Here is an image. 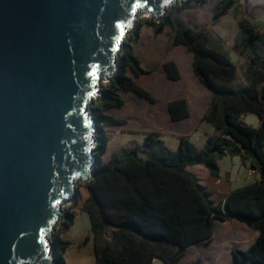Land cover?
<instances>
[{
	"label": "trees",
	"instance_id": "16d2710c",
	"mask_svg": "<svg viewBox=\"0 0 264 264\" xmlns=\"http://www.w3.org/2000/svg\"><path fill=\"white\" fill-rule=\"evenodd\" d=\"M208 1L182 0L160 22L146 17L133 25L123 41L116 78L101 86L92 100L97 126L95 162L93 177L84 184L88 197L82 209L91 217L97 264H152L154 257L162 258L164 264H174L190 245L211 241L214 220L231 217L260 230L247 249H232L231 264H264V34L248 19L238 21L240 36L234 47L250 59L239 82L237 64L228 52L213 44L206 30L185 26L172 17L174 11L182 12L191 3ZM235 2L221 0L213 10L212 20L216 22L227 14ZM144 26L157 34L170 27L171 43L183 44L193 54L195 75L213 93L202 120L212 123L217 133L208 136L200 150L184 137L178 149L171 150L161 139V132L152 130L141 145L122 148L104 160L110 140L106 128L127 123L126 118L108 113L125 105L122 92H134L154 101L152 93L129 74L132 71L142 76L151 72L141 65L134 50ZM164 68L170 79L181 78L174 61L165 62ZM169 110L173 120L190 115L183 97L170 101ZM248 113L258 116V127L243 120ZM227 155L249 160L261 179L232 190L223 204L215 205L187 167L203 165L212 176H218V160ZM78 193L77 187L76 196ZM75 218V211H66L55 227L51 243L56 264H67L64 255L70 241L63 234ZM107 227L113 228L111 240L105 239ZM192 264L202 262L197 259Z\"/></svg>",
	"mask_w": 264,
	"mask_h": 264
},
{
	"label": "water",
	"instance_id": "95a60500",
	"mask_svg": "<svg viewBox=\"0 0 264 264\" xmlns=\"http://www.w3.org/2000/svg\"><path fill=\"white\" fill-rule=\"evenodd\" d=\"M179 1L0 0V264H56L61 207L93 177L98 82L137 16Z\"/></svg>",
	"mask_w": 264,
	"mask_h": 264
},
{
	"label": "crops",
	"instance_id": "0c3cea01",
	"mask_svg": "<svg viewBox=\"0 0 264 264\" xmlns=\"http://www.w3.org/2000/svg\"><path fill=\"white\" fill-rule=\"evenodd\" d=\"M261 33L264 34V28L261 30ZM175 47L179 48L178 51H186V56L184 57L186 58V62L183 56L179 58L174 56L168 58L165 62L174 61L181 74V78L178 80L170 79L167 76V72L164 68V62L163 68L166 79L168 81H172L173 83H182L185 86L183 91L187 92L188 94L183 93L176 95V89H174V86L170 87L168 83L165 85L163 83L159 86L156 85L158 93L161 94V100L152 101V104L150 107H148V110L137 111L135 108L132 112V117L135 123L138 124V127L128 130L133 132H142L141 140H125L121 138L120 134L119 137L115 139L117 140L118 144V148L116 149V143L115 145L112 144L111 138L108 143L107 151L104 155L105 158L103 157L104 160L109 159L113 153H119L122 148L129 149L135 145H141L146 134L152 130L161 132V139L171 150L178 149L181 137L188 139L200 150L204 147L207 137L217 133L213 124L208 122V126H206L204 134L199 136L198 143L193 142V131L197 130V122L199 125V123L203 121L202 117L211 105L213 93L211 90L205 87L201 80L195 75L193 70V54L189 52L187 47L183 44H177ZM188 62L189 65L185 67ZM183 68L187 70L186 76L184 75ZM181 97L187 100L190 115L184 119L173 120L169 110V103L170 101ZM244 116L245 115H243V117ZM121 117L127 119L126 124L130 123L129 116L123 115ZM148 125H153L154 127L147 128ZM164 125L167 126V129H163V127H161ZM259 125L260 119L258 125L252 124L254 127H258ZM165 135H168L167 140ZM218 164L220 167L218 176H212L209 170L203 165L194 164L187 167V170L198 178L199 183L204 188L208 199L215 205L223 204L232 190L256 183L261 179L260 174L257 171L253 173L249 172V169L251 168L250 161L243 159L240 155L224 156L222 159L218 160ZM87 197L88 191L86 198ZM84 211L85 210L82 212ZM85 212L88 213L87 211ZM88 215L91 224L90 214L88 213ZM77 216L78 215L76 214V217ZM90 231L93 233L92 225ZM259 232L260 230L258 227L247 224L236 218L231 217L226 220L216 219L214 220V231L211 241L209 243H197L190 245L185 250L182 257L174 264H178L180 261L184 260L190 251L193 253H191L190 260L187 264H192L196 259H200L202 264H231L232 249L234 247L247 249L255 241ZM112 235L113 228L107 227L105 239L111 240ZM88 237L89 236H86V238ZM93 242L95 247L94 233ZM195 257L196 259L194 260ZM156 260H160L164 264V260L160 257H154L152 264H154Z\"/></svg>",
	"mask_w": 264,
	"mask_h": 264
},
{
	"label": "rangeland",
	"instance_id": "374dc122",
	"mask_svg": "<svg viewBox=\"0 0 264 264\" xmlns=\"http://www.w3.org/2000/svg\"><path fill=\"white\" fill-rule=\"evenodd\" d=\"M220 1L221 0H209L204 4L191 3L187 9L182 12L174 11L172 13V17L185 26H192L194 28L198 27L206 30L212 37L213 44L221 50L228 52L231 59L237 64L239 70L237 79L239 82H241L243 80V71L248 66L250 59L247 54H239L234 47L236 39L240 36L238 21L242 18H246L261 32V30L264 28V6L261 5L258 7H252L250 3L245 5L246 0H236L229 12L223 15L218 21L214 22L212 20V13ZM177 3L178 2L169 7L166 13H168V11L172 9ZM143 18H146L143 14L138 15L134 25ZM172 35L173 30L170 27H166L162 33L157 34L153 28L144 26L142 28L140 41L134 45L135 54L140 59L141 65L149 69L151 72L142 76H136L132 71H129V74L134 77L137 83L152 93L154 96V101L161 100V94L158 93L157 86L162 83L164 85L168 83L170 87L174 86V89H176V95L183 93L188 94L187 92L183 91L185 86L182 83H173L172 81H168L166 79L163 68V63L168 58L173 56L177 58L183 56L184 58L186 56L185 50L178 51L179 48L175 47L176 45L171 43ZM261 52L264 59V47H261ZM185 59L186 58H184V60ZM187 65H189V62L185 65V67ZM183 71L184 75L186 76L187 70L183 68ZM106 82L107 81L103 77L100 78V81L98 82L99 91L101 86H103ZM122 96L125 99V105L122 108H112L108 111V113L116 117L127 115L130 118V123L122 126L106 128L110 139L112 138V144L115 145L116 143V149L118 148V144L117 140L115 139H117L120 134L121 138L125 140H141L142 132H133L128 130L138 127V124L135 123L132 117V112L135 108L137 111L148 110V107H150L152 104V101L141 97L134 92H122ZM91 116L93 117V112L91 113ZM243 119L250 125L259 124V118L254 113L246 114ZM206 126H208L207 121H202L199 123V125L197 122V130L193 131L194 143H198L199 136L204 134ZM152 127L154 126H147V128ZM161 127H163V129H167V126L165 125ZM165 137L167 140L168 135H165ZM85 182L86 181H79L77 184L79 196H75L72 200L64 203L61 207L64 214L66 211H75L78 215L70 230L63 235L65 239L70 241V245L64 255L67 264H97L93 233L90 231V218L88 213L85 211L82 212V203L87 196V189L84 185ZM75 199H78V202H75ZM86 236L89 237L85 241ZM191 253L193 252H188V256L178 264H187L190 260ZM195 259L196 257L194 260ZM154 264L163 263L160 260H156Z\"/></svg>",
	"mask_w": 264,
	"mask_h": 264
},
{
	"label": "bare ground",
	"instance_id": "6f19581e",
	"mask_svg": "<svg viewBox=\"0 0 264 264\" xmlns=\"http://www.w3.org/2000/svg\"><path fill=\"white\" fill-rule=\"evenodd\" d=\"M249 3L252 7L264 6V0H250Z\"/></svg>",
	"mask_w": 264,
	"mask_h": 264
},
{
	"label": "built area",
	"instance_id": "2783aa9c",
	"mask_svg": "<svg viewBox=\"0 0 264 264\" xmlns=\"http://www.w3.org/2000/svg\"><path fill=\"white\" fill-rule=\"evenodd\" d=\"M256 171H257V170H256L255 168H252V167L249 169V172H250V173H253V172H256Z\"/></svg>",
	"mask_w": 264,
	"mask_h": 264
}]
</instances>
